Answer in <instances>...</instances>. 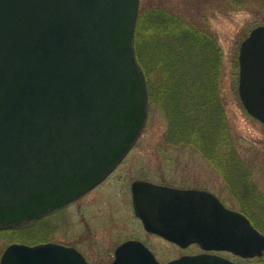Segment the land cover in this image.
<instances>
[{"label": "water", "instance_id": "95a60500", "mask_svg": "<svg viewBox=\"0 0 264 264\" xmlns=\"http://www.w3.org/2000/svg\"><path fill=\"white\" fill-rule=\"evenodd\" d=\"M140 0H0V230L80 198L122 161L148 117L137 60ZM238 93L264 124V25L238 54ZM133 206L144 228L168 241L242 258L262 257L264 234L212 193L137 181ZM0 264H88L58 243H12ZM113 264H161L130 240ZM164 264H264L186 255Z\"/></svg>", "mask_w": 264, "mask_h": 264}, {"label": "rangeland", "instance_id": "374dc122", "mask_svg": "<svg viewBox=\"0 0 264 264\" xmlns=\"http://www.w3.org/2000/svg\"><path fill=\"white\" fill-rule=\"evenodd\" d=\"M237 1L238 5L228 0H140L147 14H176L207 28L216 41L221 52L216 77L209 59L204 67L195 59L199 67L194 69L195 63L188 64L187 71L193 76L191 80L196 79L208 106L221 104L231 144L214 150L209 147L206 152L181 142L175 133L170 134L169 120L157 100L162 97L157 88L162 77L150 71L145 75L152 97L149 96L147 121L124 162L100 187L27 227V232L33 231L38 236L34 237L35 242L23 244L55 242L76 247L90 264H111L115 247L129 238L141 239L163 263L196 251L179 250L142 230L131 209L130 185L138 179L181 188H203L227 207L246 215L245 211L264 224V124L247 113L238 93L239 47L252 28L264 25V12L259 0ZM152 36L148 27L144 59L148 68L154 60ZM159 38L164 40L165 36ZM11 243L15 242L0 236V256ZM223 256L237 262L264 261V253L254 259Z\"/></svg>", "mask_w": 264, "mask_h": 264}, {"label": "trees", "instance_id": "16d2710c", "mask_svg": "<svg viewBox=\"0 0 264 264\" xmlns=\"http://www.w3.org/2000/svg\"><path fill=\"white\" fill-rule=\"evenodd\" d=\"M228 1L232 5L239 4L237 0ZM259 2L261 10L264 12V0H259ZM148 27L151 36L153 35L150 47L153 48L154 56V60L149 63V68L144 64L147 47L145 32ZM161 35L165 36L164 40H159ZM158 44L161 46L158 47ZM135 49L145 75L150 71H155L162 77L160 87H157L160 88L162 97L156 99L169 120V133H175L181 142L206 152L209 147L214 150L222 145L229 146L231 141L226 130L221 104L216 105L215 103L212 107L208 106L209 101L204 99L205 95L197 87L196 79L191 80L193 76L188 75L189 71H187V65L195 63V59H199L198 63L202 67L206 66V60L209 59L213 75L216 77L221 52L209 30L184 20L176 14L155 12V14L149 15L146 7L141 3L136 24ZM157 57L160 60H157ZM197 67L199 66L195 63L194 69ZM157 95L158 93L155 94V97ZM149 96L152 98L150 93ZM213 137L215 138L213 139ZM244 213L253 225L264 233V224L256 222L247 212L244 211ZM42 219L0 230V236L8 237L12 242H35L34 237L38 236L37 233L27 232L28 230L25 229L34 226L37 221Z\"/></svg>", "mask_w": 264, "mask_h": 264}, {"label": "flooded vegetation", "instance_id": "af4514ba", "mask_svg": "<svg viewBox=\"0 0 264 264\" xmlns=\"http://www.w3.org/2000/svg\"><path fill=\"white\" fill-rule=\"evenodd\" d=\"M130 152V151H129ZM129 154V153H128ZM127 154V155H128ZM126 158V157H125ZM124 158V159H125ZM124 159L121 161V163L122 162H124ZM120 163V164H121ZM119 164V165H120ZM119 165L107 176V177H105L100 183H98L96 186H94L93 188H91V189H89L88 191H86V193H84L79 199H81V198H83V197H85L87 194H89L91 191H93V190H95V189H97L98 187H100L110 176H112L113 175V173L116 171V169L119 167ZM137 181H145V182H149V183H152V184H156V185H160V186H165V187H170V188H174V189H196V190H205V189H203V188H197V187H176V186H170V185H166V184H159V183H154V182H151V181H148V180H143V179H138V180H134L132 183H131V185H130V195H131V209H132V212H133V214H134V216H135V218L139 221V223H140V225H141V228H142V230L146 233V234H149V235H151V236H155V237H157V238H159V239H161V240H163V241H165V242H167V243H169V244H171L172 246H174L175 248H178L179 250H181L182 249V247L179 245V244H176V243H172V242H169V241H167V240H165L163 237H160V236H158L157 234H154V233H151V232H149V231H147L145 228H144V225H143V223H142V221L136 216V214H135V211H134V206H133V195H132V185H133V183L134 182H137ZM205 191H207V190H205ZM215 195V194H214ZM216 196V195H215ZM217 197V196H216ZM225 206H226V204L219 198V197H217ZM79 199H77V200H79ZM76 200V201H77ZM227 207V206H226ZM129 240H137V241H139V239L138 238H129V239H126V240H123V241H121L116 247H115V249H114V252H113V258H112V260H111V264H113V262H114V260H115V252H116V250H117V248L121 245V244H123L124 242H126V241H129ZM142 240L140 239V242H141ZM142 243L146 246V247H148V245L145 243V242H143L142 241ZM70 247H72V246H70ZM73 248H75L76 250H77V248L76 247H73ZM149 248V247H148ZM192 248H194V249H196V251L194 250V251H190V252H187L186 254H180L178 257H175V258H172V259H170V260H168V261H171V260H174V259H177V258H179V257H181V256H183V255H195V254H200V253H209V254H220V255H223V254H227V255H232V254H230L229 252H225V251H215V250H212V251H204V250H202L200 247H199V245L198 244H192V245H190V246H188V247H186L185 248V250H191ZM150 249V248H149ZM193 250V249H192ZM79 251V250H78ZM80 252V251H79ZM153 253V252H152ZM82 255L84 256V258L86 259L87 257L82 253ZM86 261L88 262L89 260L88 259H86ZM159 261V260H158ZM168 261H166V262H168ZM159 262H161V261H159ZM89 264H90V262H88ZM161 263H163V262H161ZM165 263V262H164Z\"/></svg>", "mask_w": 264, "mask_h": 264}]
</instances>
